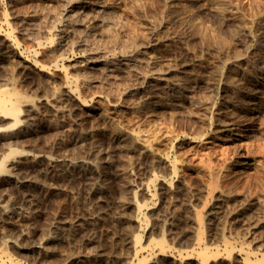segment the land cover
<instances>
[{
    "label": "rangeland",
    "instance_id": "rangeland-1",
    "mask_svg": "<svg viewBox=\"0 0 264 264\" xmlns=\"http://www.w3.org/2000/svg\"><path fill=\"white\" fill-rule=\"evenodd\" d=\"M261 42L264 0H0V46L12 50L2 92L30 99L36 124L59 126L10 148L60 157L57 133L78 131L84 144L64 145L69 157L98 149L110 159L90 183L33 171L56 189H36L19 242L55 224L62 236L46 253L24 251L0 219V255L15 264H72L88 252L102 254L93 264H264ZM133 55L135 66L124 63ZM107 59L121 64L110 73ZM150 82L159 103H149ZM0 193L12 206L23 200L4 179Z\"/></svg>",
    "mask_w": 264,
    "mask_h": 264
},
{
    "label": "bare ground",
    "instance_id": "bare-ground-1",
    "mask_svg": "<svg viewBox=\"0 0 264 264\" xmlns=\"http://www.w3.org/2000/svg\"><path fill=\"white\" fill-rule=\"evenodd\" d=\"M104 10V9H101ZM261 47L264 49V42H261ZM11 49L8 45L0 46V66L7 56L11 54ZM16 52V51H15ZM138 55H133L127 59L133 62H124L126 64L134 65ZM92 62H99L95 59ZM115 59H107L103 61L104 68L112 73L114 69L120 65ZM154 79H163L161 75ZM259 80L258 77L252 79L253 83ZM158 83L150 82L144 87V91L149 95V103H159L162 101L159 95L155 92ZM181 87L175 86V91H179ZM4 87H0V180L15 183L20 190H23V200L18 206H12L5 201V193H0V219L4 222H11L15 225L16 235L10 237V243L24 251H36L39 253H46L49 251V243L54 242L56 239L62 236L59 225H53L51 230L46 235L39 237L31 243L21 244L19 242L20 237H25L30 232L28 226L20 222L21 218L31 217V207L35 200V191L39 189L45 195L51 193L56 189L55 185L49 184L45 178L39 177L44 173L52 174L57 177L61 172L72 173L76 176L88 178L89 183L92 182V171L98 170L101 166H108L110 164L109 157H105L102 160V152L98 149H92V155H81L78 158L69 157L64 149V145L83 146L84 139L83 134L78 131H71L67 136L62 133H57L53 139V145L60 149L61 156L54 157L51 155H44L38 153H32L27 151H18L16 148H10L13 138L23 137L26 135H32L38 131L39 126L54 127L59 129L57 124H53L49 119L42 118L41 124L38 125L34 121L33 113L36 111L34 103L28 98L14 99L13 96L3 93ZM143 91V90H142ZM252 95V93H251ZM249 95V96H251ZM252 98V97H251ZM258 103L259 101H255ZM252 111L258 110L255 106L251 108ZM7 117H12L13 123L9 126H4L2 120ZM237 124V123H233ZM14 127L15 130L10 129ZM13 129V128H12ZM226 130L232 131L233 128H227ZM9 148V151H5ZM144 150H142L143 152ZM38 170L40 175L34 174L33 171ZM93 194L99 195L104 193V188L98 184H92L91 186ZM91 218H94L93 216ZM165 220V217H161ZM80 228L81 223H73ZM173 224V223H172ZM88 240L92 239L91 235L85 237ZM7 256V258H5ZM102 254L98 252L85 253L82 256H77L71 260L72 264H76L81 261L96 263ZM106 262L109 261V257L104 258ZM0 264H15V259L10 255H0Z\"/></svg>",
    "mask_w": 264,
    "mask_h": 264
}]
</instances>
